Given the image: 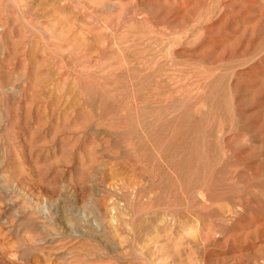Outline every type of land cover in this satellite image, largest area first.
<instances>
[{
  "label": "rangeland",
  "instance_id": "rangeland-1",
  "mask_svg": "<svg viewBox=\"0 0 264 264\" xmlns=\"http://www.w3.org/2000/svg\"><path fill=\"white\" fill-rule=\"evenodd\" d=\"M0 264H264V0H0Z\"/></svg>",
  "mask_w": 264,
  "mask_h": 264
}]
</instances>
